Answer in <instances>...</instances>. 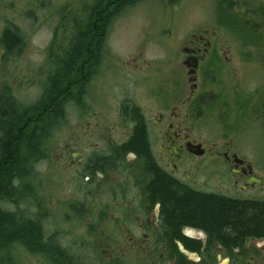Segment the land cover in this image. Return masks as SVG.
<instances>
[{
    "label": "flooded vegetation",
    "instance_id": "obj_1",
    "mask_svg": "<svg viewBox=\"0 0 264 264\" xmlns=\"http://www.w3.org/2000/svg\"><path fill=\"white\" fill-rule=\"evenodd\" d=\"M15 1L0 0V10L11 9ZM20 2L25 8L19 15L0 13V39L6 31L20 39L17 48L0 44L3 53L25 50L23 28L11 22L27 14L28 0ZM124 3L117 0L121 7ZM263 21L250 33L264 41ZM100 35L99 50L90 52L84 65H74L77 78L67 81L73 97L61 96L66 104L60 128L42 143L19 182L26 194L21 215L35 219L41 230V250L22 249L35 254L39 264H264V234L235 236L209 223H172L167 216L172 182L217 201H264V156L251 160L203 139L206 79L200 63L214 59L217 64L215 34L211 40L207 30L192 33L175 76L174 65H100L107 31ZM262 51L264 57V45ZM188 58L198 60L192 74ZM11 66L0 65V102L7 99L20 108L29 103L17 98L6 79L15 75L25 81L27 68ZM41 66L45 84L36 100L49 79ZM255 67L262 83L256 93L246 92L245 115L264 118V58ZM68 106L76 113L66 133ZM27 177L38 191L34 207Z\"/></svg>",
    "mask_w": 264,
    "mask_h": 264
},
{
    "label": "rangeland",
    "instance_id": "obj_2",
    "mask_svg": "<svg viewBox=\"0 0 264 264\" xmlns=\"http://www.w3.org/2000/svg\"><path fill=\"white\" fill-rule=\"evenodd\" d=\"M99 2L106 4L107 0H28L27 14L23 20L11 21L23 28L25 50L22 55L8 54L6 58L0 45V65H12L11 68L13 65H23L27 68L25 81L18 82L15 75L12 79H6L7 83L11 82L21 102L33 103L45 84V78L40 73L43 71L41 65H47L54 32L64 35L61 24L74 27L77 16L79 19H87ZM226 2L139 0L128 3L117 12L114 11L106 27L105 53L100 65H174L175 76L177 65H184L185 53L182 49L192 33L207 30L211 40L215 34V46L219 53L217 64L214 59L200 63L202 77L206 79L203 139L209 146L217 143L230 147L248 159L258 160L264 156V118H256L255 115L247 118L244 99L246 92L252 90L256 93L261 86L262 72L255 65H261L263 61L264 41L256 39L247 28H236L226 22ZM240 2L242 4L237 12L244 17L243 22L247 19L262 25L264 0ZM24 8L25 5L17 0L11 9H2L0 13L19 15ZM231 20L234 22L235 16L231 15ZM206 65L209 66L206 68ZM210 65H220V70L216 72ZM245 65L248 67L247 75ZM75 110L72 106L67 108L66 124H62L66 127V133L67 127L73 124ZM27 178L29 190H32L31 207H34L38 191L36 186H32L31 179ZM25 205L9 203L6 207L23 213ZM9 253L12 258L10 264H39L35 254L22 248L13 249Z\"/></svg>",
    "mask_w": 264,
    "mask_h": 264
},
{
    "label": "trees",
    "instance_id": "obj_3",
    "mask_svg": "<svg viewBox=\"0 0 264 264\" xmlns=\"http://www.w3.org/2000/svg\"><path fill=\"white\" fill-rule=\"evenodd\" d=\"M136 1L139 0H125L123 7ZM225 1L227 23L249 31V26L256 29V22L247 19L243 22L244 17L237 12L242 4L240 0ZM112 6L115 7L113 11ZM120 7L117 0H107L106 4L99 2L87 19H79L77 16L74 27L61 24L64 35L55 31L49 45V59L44 67L49 79L43 95L20 108L7 99L0 102V264L11 263L9 252L13 249L23 246L34 253L41 250V230L37 221L32 218L24 220L21 212L8 209L6 204H21L25 200L26 194L19 182L32 169L42 143L51 141L55 131L61 126L66 104V99L61 96L66 92L67 96L73 97V93L68 92L67 81L77 78L74 65H84L90 52L95 54L99 50L97 46L100 45V33L106 31L114 11L117 12ZM98 12L107 14L106 18L102 20L97 15ZM231 15L236 18L234 22ZM0 44L8 49L17 48L20 47V39L14 33L6 31ZM5 54L7 58L8 53ZM23 111L27 114H22ZM170 186L171 191L168 192L167 184V193L165 191L170 222L209 223L216 231L235 236L264 234V201L230 198H220L217 201L207 194L194 192L174 182ZM31 194L32 190H29L28 196L31 197Z\"/></svg>",
    "mask_w": 264,
    "mask_h": 264
},
{
    "label": "water",
    "instance_id": "obj_4",
    "mask_svg": "<svg viewBox=\"0 0 264 264\" xmlns=\"http://www.w3.org/2000/svg\"><path fill=\"white\" fill-rule=\"evenodd\" d=\"M185 64L191 68L190 73L192 74L196 70V67L198 66V60H197V58H195V61L192 62L191 58H188L185 60Z\"/></svg>",
    "mask_w": 264,
    "mask_h": 264
}]
</instances>
